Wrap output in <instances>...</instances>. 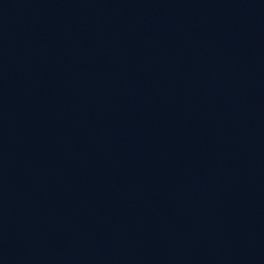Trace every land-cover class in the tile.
<instances>
[{"label": "water", "instance_id": "1", "mask_svg": "<svg viewBox=\"0 0 264 264\" xmlns=\"http://www.w3.org/2000/svg\"><path fill=\"white\" fill-rule=\"evenodd\" d=\"M0 264H264V0H0Z\"/></svg>", "mask_w": 264, "mask_h": 264}]
</instances>
